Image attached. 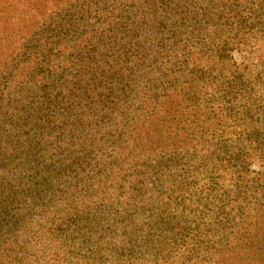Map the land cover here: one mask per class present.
Here are the masks:
<instances>
[{"label":"rangeland","instance_id":"1","mask_svg":"<svg viewBox=\"0 0 264 264\" xmlns=\"http://www.w3.org/2000/svg\"><path fill=\"white\" fill-rule=\"evenodd\" d=\"M146 1L153 3L137 7ZM175 1L87 0L80 5L42 0L36 5L44 3L43 11L52 12L35 19L36 32L44 36L41 42L20 29L14 12L4 14L0 161H17L20 168L11 174L21 177L22 185L5 191L25 193L0 196L7 203L6 209L0 203V264H177L175 257L187 246L195 250V240H150L147 229L156 233L158 228L178 226V220L187 216L210 222L214 208L205 201L214 199L228 208L233 176L222 170L232 158L230 152L237 150L240 157V136L218 137L215 144L209 140L201 151L179 159L147 151L148 139L139 125L148 112L142 99L149 94V81L159 86L160 74L173 68L166 56L158 57V48L180 50L188 37L180 38L170 23H159L162 16L183 18ZM15 2L21 11L19 0L4 3ZM209 4L208 45L214 48L226 41L230 47L227 58L210 59L211 70L205 74L212 104L207 111L209 129L232 130L230 121L221 122L222 110L216 107L229 106L231 122L240 126V65L254 46L240 47V37L232 40L240 36V0ZM259 29L257 24L260 34ZM96 65H110L113 76L98 73ZM153 66L161 71L151 72ZM38 110H43V119L46 111L50 120L55 119L52 113L69 123L88 118L83 141L89 138L92 144L66 149L63 130L53 151L57 157L44 150L16 159L17 136L32 134L28 126H34ZM110 118L115 123L108 127ZM188 160L195 164L184 168L182 162ZM40 172L46 173L48 184L37 183ZM167 175L176 176L174 186ZM170 187H176L175 201L167 199ZM193 199L201 203L183 205Z\"/></svg>","mask_w":264,"mask_h":264},{"label":"trees","instance_id":"2","mask_svg":"<svg viewBox=\"0 0 264 264\" xmlns=\"http://www.w3.org/2000/svg\"><path fill=\"white\" fill-rule=\"evenodd\" d=\"M5 1L0 0V29L4 14L11 11L17 15V23L22 31L31 33L38 42L43 41L44 36L39 35L34 28L35 19L37 22L38 17L49 16L52 10L49 13L43 11L44 3L36 5L42 0H19L22 5L21 11L16 2L6 4ZM63 1L83 5L87 0ZM196 1L198 4H195ZM175 2L179 3L183 18L173 20L168 16H162L159 23L163 26L170 23L178 29L180 38L188 37L183 41L180 50L165 46L158 48V57L162 60L166 56L173 68H167L160 74L159 86H154L153 82L149 81L152 82L148 83L149 94L142 99L148 112L146 119L143 118V122H139V125L144 127L148 139L147 151H151L155 156L169 154L179 159L187 158L201 151L209 140L214 141L215 144L218 137L232 139L235 135V137L240 136V157L237 150L230 152L232 158L222 170L223 173L233 176L228 190V208L225 209L226 204L222 207L218 206L214 199L205 201V204H211L214 208L210 213L213 214L210 222L204 220L200 222L192 216H187L178 220V226L155 228L158 231L156 233L154 228H148L149 238L150 240H195V250L187 246L185 252L187 251L189 257L182 250L183 252L175 257L177 264H264V0H240V36L235 35L232 40L240 37V47L254 46L247 62L240 65V126L231 122L234 118L228 116L229 106L218 104L216 107L222 110V114H218L221 116V122L230 121L232 130L209 129L211 118L207 111L212 109L210 108L212 104L207 98L205 76L206 72L211 70V67L208 68L210 59L217 61L227 58L230 49L227 48L228 42H221L214 48L208 45L209 0H202L203 4L198 0ZM152 3L146 1L137 7ZM61 6L58 3L56 7L60 9ZM195 8L199 11H194ZM106 19L108 23L110 18ZM101 21L102 19H99V24ZM257 24L260 26V34L256 31ZM1 54L0 49V66H3ZM95 70L103 73L107 78L113 76L110 65L106 67L96 65ZM157 71H161L159 66H153L151 72ZM42 113L43 110H38L34 115V126H28L32 134L21 132L17 136L18 145L14 152L16 159L19 155L33 157L38 154L37 152L44 150L49 151V157H57V153L53 154V151L62 139L60 134L63 130L65 140L62 143L66 149L76 148L82 143L86 146L92 144L93 140L89 138L83 141L85 136L83 129L90 123L88 118H84L81 123H69L65 122L62 115L54 113L52 115L55 119L50 120L49 111H46L43 119ZM106 121L108 127L114 126L115 122L111 121V118ZM236 127L238 131H235ZM223 150L226 152V145ZM2 164L0 161V196L11 198L16 192L25 193L21 189L10 194L5 191V187L8 190L19 188L22 182L21 177H12L11 174L20 169L17 161ZM194 164L189 160L182 162L184 168ZM252 165H256V168H252ZM29 169L32 172V169ZM21 171L25 170L21 169ZM167 176L171 177V184L174 186L177 181L176 176ZM37 178V183L48 182L45 172H40ZM163 179L166 180L165 175ZM22 180L29 181L26 178ZM171 187L168 189L167 199L175 201L176 187ZM0 203L5 209L7 208V203L3 201ZM193 203L199 205L201 202L193 199L183 205ZM168 248L165 243L166 253Z\"/></svg>","mask_w":264,"mask_h":264}]
</instances>
